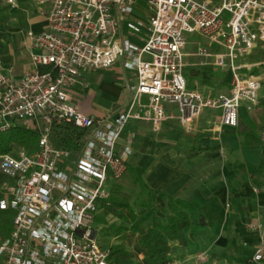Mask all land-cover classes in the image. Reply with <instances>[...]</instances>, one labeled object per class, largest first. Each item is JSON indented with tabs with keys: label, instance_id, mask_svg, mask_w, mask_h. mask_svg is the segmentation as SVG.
<instances>
[{
	"label": "built area",
	"instance_id": "1",
	"mask_svg": "<svg viewBox=\"0 0 264 264\" xmlns=\"http://www.w3.org/2000/svg\"><path fill=\"white\" fill-rule=\"evenodd\" d=\"M137 1L36 0L49 8V28L27 33L36 70L19 81L0 72V133L21 126L40 135L32 154L14 147L0 156L7 178L0 209L15 212L11 232L0 231V264H111L112 245L99 242L97 220L102 203L113 198V183L128 171L136 138L129 133L122 142L129 121L156 129L175 121L192 130L211 109L220 111V127L236 128L242 102L258 105L261 82L242 75L237 61L264 51V0H143L144 18L134 16ZM6 2L16 7L15 0ZM123 26L143 45L125 37ZM185 34L223 50L212 55L199 47L195 56L229 68L226 93L206 96L189 88ZM119 59L137 76L127 111L99 118L82 113L72 89L88 86L84 73L110 69ZM62 126L83 133L72 148L53 142ZM251 228L260 238L248 264H264V217Z\"/></svg>",
	"mask_w": 264,
	"mask_h": 264
},
{
	"label": "crops",
	"instance_id": "2",
	"mask_svg": "<svg viewBox=\"0 0 264 264\" xmlns=\"http://www.w3.org/2000/svg\"><path fill=\"white\" fill-rule=\"evenodd\" d=\"M15 4L16 7H11L14 13L11 19L0 25V72L19 81L36 70L27 33L39 34L49 28V8H41L36 0H15ZM134 16H146L140 0ZM123 34L134 44L143 45L142 38L130 36L124 26ZM199 47L188 42L184 49L188 86L194 85L192 90L206 96L226 93L231 87V71L217 65L214 57L195 56ZM208 51L212 55L218 52H213L209 44ZM249 58L238 60L237 65L242 75L255 76L261 82L259 102L251 108L242 102L238 127H220V111L207 109L192 130L175 121L156 129L149 122L130 120L123 137L122 142L129 133L136 136L128 171L113 183V198L127 202L143 221L151 220L154 212L162 219L166 217L162 212L166 201L159 193L185 201L196 198L202 205V213L193 212L192 225L184 230L187 246H175L171 256L175 264H238L245 248L255 252L259 242L260 231L251 226L264 217V189L255 191L264 186V59ZM106 70H117L118 76L93 79L98 70L86 72L83 77L88 86L72 89L74 103L82 113L99 118L127 111L137 84L136 73L124 67L123 59ZM222 73L226 75L224 80H220ZM117 78L123 84L116 83ZM219 83L223 85L218 86ZM81 93L88 101L77 104L75 98ZM132 170L147 187L143 193L132 180ZM124 212L128 216V211ZM129 224L130 233L137 236V222ZM198 232L209 238L207 244H202L203 251H199L198 242L202 239L198 238ZM211 251L215 254L209 258ZM216 252L220 253L219 258H215ZM200 255H205L206 261H200Z\"/></svg>",
	"mask_w": 264,
	"mask_h": 264
},
{
	"label": "trees",
	"instance_id": "3",
	"mask_svg": "<svg viewBox=\"0 0 264 264\" xmlns=\"http://www.w3.org/2000/svg\"><path fill=\"white\" fill-rule=\"evenodd\" d=\"M11 6L0 0V25L7 23L14 13L11 12ZM190 84V83H189ZM219 83L218 86H222ZM213 86H216L213 84ZM190 89L194 85H189ZM83 133L72 126H62L53 136L55 146L59 148H72L74 144L81 138ZM250 137L253 138L252 135ZM40 135L30 129L16 126L10 131L0 133V156L8 154L14 147L21 148L27 153L32 154L38 149ZM246 144L245 146H248ZM264 171V163L262 164ZM132 180L140 185L142 193L147 190L141 177L131 171ZM7 182V178L0 173V201L5 198L2 190L3 184ZM166 201V207L162 209L165 218L162 219L154 215L151 220H140L134 209L124 201L112 198L102 203L104 215L98 218V224H103L101 230L104 231L105 237L118 238L121 243L111 246V264H172V254L175 246H187V238L184 230L192 225L190 215L193 212L202 213V205L196 199L192 198L188 201L176 199L165 193H159ZM139 205V203H137ZM124 210L128 211V216ZM113 215L122 221L121 225L106 226L104 216ZM15 212L12 210L0 209V231L3 235H8L12 230V221ZM138 226V235L130 233L128 224L136 223ZM102 232V231H101ZM130 244L128 249L126 246Z\"/></svg>",
	"mask_w": 264,
	"mask_h": 264
},
{
	"label": "rangeland",
	"instance_id": "4",
	"mask_svg": "<svg viewBox=\"0 0 264 264\" xmlns=\"http://www.w3.org/2000/svg\"><path fill=\"white\" fill-rule=\"evenodd\" d=\"M199 1H206V0H199ZM211 1H212V4L213 5H219L220 4V0H211ZM140 2H141V4L143 3L144 6L146 5L145 2H143L141 0H140ZM185 36L187 38V42H193L195 44H198V46H200L202 48L208 49V40L207 39H205V38H203L201 36H198L196 34H193V35H191V34H185ZM212 50H213V52L223 51L221 49L220 50L219 49L217 50V49H214V48ZM249 59H264V51H260V50L255 51L254 53H252L250 55V58ZM116 71L117 70H115V71L98 70L96 72V74L94 75L93 79L94 78H97L98 79L99 77L100 78H104L105 77V78H108V79L110 77H117L118 75H117V72ZM117 79H118V81H116V83L123 84V82H120L119 81V78H117ZM224 79H226V75L224 73H222L221 74V77H220V80H224ZM94 84L96 86V81H95ZM95 88H93V89H95ZM84 95L85 94H82V93H81V95H77V97L75 98V101H76L77 104H80V103L82 104V103L86 102V100L88 101V99H87L88 97L87 96L84 97ZM95 102L97 103L98 100H96ZM104 219H105V222L107 223L106 224L107 227H110L111 225H121L122 224V221L119 218H117V217H115L113 215L104 216ZM100 226L104 227L103 224H101ZM95 228L98 229L99 226L96 225ZM101 231L100 230L98 231L99 232L98 240H99V242L101 244H103V245H117V244H120L121 243V241L118 238L111 237V236L105 237L104 236V231L103 230H101ZM197 236H198V238H201L202 239V241L200 240L198 242L199 243V251H203L204 250V246H202V244L203 245L204 244H207L209 242V238H207L203 233H200V232H198ZM126 247L128 249H130L131 245L130 244H127ZM213 253L215 254L214 251H211V254L208 255L209 258L212 257V254ZM216 254L217 255H215L216 256L215 258H219L220 257V253L219 252H216ZM231 254H233V253H231ZM253 255H254V250L253 249H251V248H245L244 253L238 259V264H245L246 260L249 259L250 257L252 258Z\"/></svg>",
	"mask_w": 264,
	"mask_h": 264
}]
</instances>
